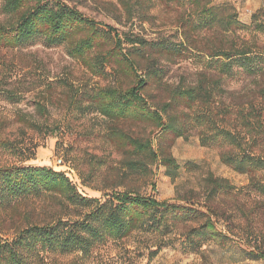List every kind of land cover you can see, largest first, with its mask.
Returning a JSON list of instances; mask_svg holds the SVG:
<instances>
[{"label":"trees","instance_id":"1","mask_svg":"<svg viewBox=\"0 0 264 264\" xmlns=\"http://www.w3.org/2000/svg\"><path fill=\"white\" fill-rule=\"evenodd\" d=\"M118 1L131 13L132 2L139 0ZM189 4L194 6L193 16L183 19L182 40L171 42L138 36L125 40L112 27L101 26L63 0H3L0 9L8 20L0 23V46L15 48L37 39L46 46L65 45L68 54L92 73L103 74L109 67L130 78V87L107 86L92 95L98 112L113 125H150L159 133V139L181 137L194 130L200 145L218 150L221 164L247 176L248 188L262 207L258 214L262 215L264 46L246 41L240 34L264 36V7L246 23L227 3L189 0ZM205 32L217 42L208 50L192 41L191 34ZM189 50H195L193 56L202 65L197 67L194 80L167 87L165 99L154 103L148 90L163 77L164 63L173 62ZM228 83L239 90L229 92ZM36 110L42 114L45 105L37 103ZM28 125L38 128L31 121ZM154 138L135 137L118 128H111L109 133V139L127 154L124 164L129 172L152 175L162 166L165 175L174 179L179 163L170 153L155 149ZM204 182V199L198 204L159 201L128 190L87 197L78 193L62 171L23 164L2 166L0 211L16 212L29 200L46 199L64 200L73 209L70 216L65 214L44 223L25 218L23 226L15 225L11 238H0V264H46L50 257L68 255L88 259L108 241L121 240L135 231L168 229V220L175 225L194 222L188 230L192 234L224 242L232 235L230 229L220 225L222 213L216 202L232 193V185L210 171ZM260 235L264 238V233ZM252 253L264 258V251Z\"/></svg>","mask_w":264,"mask_h":264},{"label":"rangeland","instance_id":"2","mask_svg":"<svg viewBox=\"0 0 264 264\" xmlns=\"http://www.w3.org/2000/svg\"><path fill=\"white\" fill-rule=\"evenodd\" d=\"M63 1L101 26L112 27L125 40L138 36L146 40L181 41V24L192 15L194 8L189 0H139L132 2L129 13L118 0ZM207 1L231 5L246 23L264 7V0ZM200 2L203 4L205 0ZM6 20L8 17L0 9V23ZM191 35L193 44L202 50L217 43L206 32ZM240 37L264 46L262 35L243 33ZM190 50L173 62L164 63L163 77L148 90L154 103L165 99L167 87L194 80L197 67L202 65L193 56L195 50ZM132 84L130 78L118 75L109 67L103 74L92 73L68 54L65 45L46 46L37 39L15 48L0 46V167L15 164L51 167L64 172L78 193L87 197L128 190L151 195L159 201L185 200L197 204L203 202L204 178L210 171L232 185V193L216 202L222 213L220 225L231 230L232 238L221 243L200 238L188 231L194 222L175 225L168 220V229L135 231L121 240L108 241L88 259L79 255L56 256L45 263L264 264V258L252 253L264 251V238L260 235L264 233V209L262 215L258 214L262 207L248 188L246 175L221 164L218 150L200 145L194 130L181 137L159 139V133L147 124L118 122L113 125L91 100L100 88H127ZM227 87L229 92L239 90H234L239 87L232 88L229 83ZM37 103L45 105L42 114L36 110ZM29 121L38 124V128L29 126ZM111 128L125 130L135 137H155V149L170 153L179 163L176 177L166 176L162 166L158 169L153 166L156 170L152 175L129 172L124 164L127 154L109 139ZM72 209L64 200L46 199L44 202L29 200L16 212L0 211V238H11L15 225L23 226L25 218L44 223L65 214L70 216Z\"/></svg>","mask_w":264,"mask_h":264}]
</instances>
